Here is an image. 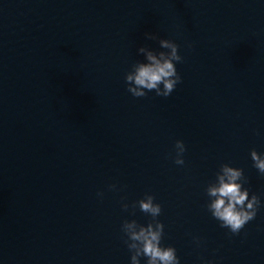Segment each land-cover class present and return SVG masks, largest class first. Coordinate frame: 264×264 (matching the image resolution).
Listing matches in <instances>:
<instances>
[{"label": "water", "instance_id": "95a60500", "mask_svg": "<svg viewBox=\"0 0 264 264\" xmlns=\"http://www.w3.org/2000/svg\"><path fill=\"white\" fill-rule=\"evenodd\" d=\"M146 32L179 46L167 98L127 92ZM253 149L264 0H0V264H130L121 224L150 217L121 204L145 194L181 264H264V207L239 235L205 207L225 163L264 201Z\"/></svg>", "mask_w": 264, "mask_h": 264}, {"label": "clouds", "instance_id": "9594fccd", "mask_svg": "<svg viewBox=\"0 0 264 264\" xmlns=\"http://www.w3.org/2000/svg\"><path fill=\"white\" fill-rule=\"evenodd\" d=\"M144 38L158 40L159 50L148 45L137 48V55L143 59L132 63L125 73L127 92L136 98L145 97L148 93L167 98L182 82L177 70V64L182 62L179 46L172 40L158 39L154 33L146 32ZM174 149V163L183 166L185 144L177 140ZM250 159L252 167L264 176V153H258L253 149L250 152ZM246 184L247 178L243 169L225 163L220 165L215 173V179L204 189L208 213L218 222L220 228L227 229L232 235H239L245 225L255 219L261 207H264V201L250 192ZM109 189L117 190V185L112 184ZM97 195L102 197L103 193L98 192ZM121 207L124 211H128L129 207L133 210L138 208L140 212L150 217L146 224L138 223L135 219H125L121 224L124 244L130 253V264H141L142 259L144 264H181L176 248L162 243L165 226L158 219L162 207L155 202L153 195L145 194L142 199L131 205L122 202ZM193 239L199 246L200 239L198 237ZM204 264H211V261H204Z\"/></svg>", "mask_w": 264, "mask_h": 264}]
</instances>
